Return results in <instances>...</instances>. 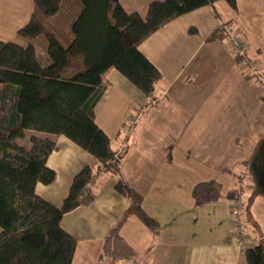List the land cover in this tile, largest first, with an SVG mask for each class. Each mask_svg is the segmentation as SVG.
Segmentation results:
<instances>
[{
  "label": "trees",
  "instance_id": "16d2710c",
  "mask_svg": "<svg viewBox=\"0 0 264 264\" xmlns=\"http://www.w3.org/2000/svg\"><path fill=\"white\" fill-rule=\"evenodd\" d=\"M219 0H153L145 15L128 11L121 0H32L28 21L17 29L22 43L0 40V264H73L78 238L64 228V216L97 197L95 184L103 174L116 176L115 189L130 205L105 236L98 264L130 261L141 255L123 236L133 216L153 233L160 220L144 205V195L121 174L128 145L114 149L110 135L96 119V107L106 90L110 69L117 70L148 98L152 105L161 69L141 50L140 44L167 23ZM233 9L237 0H225ZM206 40L229 37L224 25ZM238 29V28H237ZM188 31L197 32L196 26ZM42 47V60L39 48ZM237 62L248 61L236 49ZM252 60V61H251ZM264 86V68L260 71ZM252 78L253 74L246 75ZM34 132L25 142L27 132ZM72 140L96 161L84 165L73 177L60 205L38 194L39 183L48 185L56 171L48 165L58 136ZM173 158L168 151V161ZM252 186L239 214L241 230L259 232L258 245L244 249L248 264H264V234L251 212L257 196H264V136L243 161ZM237 183L227 197L241 202ZM223 184L215 178L195 183L194 205L218 201Z\"/></svg>",
  "mask_w": 264,
  "mask_h": 264
},
{
  "label": "rangeland",
  "instance_id": "374dc122",
  "mask_svg": "<svg viewBox=\"0 0 264 264\" xmlns=\"http://www.w3.org/2000/svg\"><path fill=\"white\" fill-rule=\"evenodd\" d=\"M26 3L27 0L8 1L10 6L4 7L2 14L19 13ZM124 3L129 11L136 7L142 15L149 6H145L143 0H124ZM237 4L238 8L233 9L221 0L217 6L224 19L233 18L235 27L238 24L242 27L248 57L256 67L249 60L239 63L233 59L231 52L236 49L227 37L222 44L231 57L213 50L209 58H205V48H202L195 53L176 50L169 65L157 62L164 66V76L156 84L157 99L150 106H147L149 98L117 70H111L115 71L111 73V82H106L96 119L110 135L113 148L119 150L128 145L122 160L124 171L142 186L148 199L154 200L156 190L161 192L158 188L166 186V193H161V206L146 201L152 203L150 210L163 221L162 235L148 230L146 241L223 240L227 237L226 229L230 237H234L232 221L236 216L231 210L237 203L227 197V191L236 183L240 184L243 189L241 203L246 201L252 183L248 178H240L246 171L243 161L264 136V86L259 80L264 68V0H237ZM223 7H226V15ZM7 22L12 23L9 17ZM6 28L1 33L4 38L0 40L25 41L16 33L12 35L9 26ZM193 37L197 41L199 35ZM172 41L178 43L177 39ZM38 52L42 60V47ZM248 74L254 76L248 78ZM33 133L27 132V138L22 141L28 140ZM173 143L174 165L167 163L168 146ZM105 175L103 179L111 177ZM207 178L219 180L223 184V194L216 202L196 206L191 189L195 183ZM105 181H100V188ZM251 212L264 233V196L255 198ZM72 223L77 230L75 235L80 238L73 264H98L97 252L88 251L94 245L87 230L79 219ZM79 224L84 236L79 235ZM248 229L244 230L246 248L256 247L258 241L249 238L258 237L259 232L254 231L253 226ZM118 264L133 263L120 261ZM140 264L145 263L140 261ZM241 264H248L245 257Z\"/></svg>",
  "mask_w": 264,
  "mask_h": 264
},
{
  "label": "crops",
  "instance_id": "0c3cea01",
  "mask_svg": "<svg viewBox=\"0 0 264 264\" xmlns=\"http://www.w3.org/2000/svg\"><path fill=\"white\" fill-rule=\"evenodd\" d=\"M8 1L11 0H0V38L3 37L1 36L2 31L7 30L6 27L8 26L10 27L9 29L12 30V32H10L12 35L13 33L17 34V29L28 21L33 10L32 0H27V5L22 11L20 10L19 13H11L10 15L7 14V16H5L6 14H2V11L5 12L4 7L10 6L7 4ZM130 1L138 2L140 0ZM143 1L144 5L146 6L149 5V3L153 0ZM218 2H221V0L216 1L213 5L204 6L202 8L188 12L167 23L140 44L141 50L162 70V72H164V66L160 65L159 63L163 62L169 65V61L172 59V56L176 52V50L181 51L182 53H192V51L195 53V51H197L198 49L205 48V58H209V56L213 53V50H215L216 53H226L227 58L229 56L231 57L232 55L233 59H235L236 51H232L230 55L229 52L226 51L224 45L222 44V41L217 40L214 42H209L206 40V37L217 27L226 23L225 21H232L235 24V20L233 18L226 20L222 17V12L218 10ZM121 3L127 9L124 0H121ZM134 9L137 11L139 10L136 7H134ZM223 11L224 15H226V7H223ZM8 17L12 23L7 22ZM13 19H16V21ZM192 25L197 27V32L191 33L188 31V28ZM236 27L241 34L244 33L242 31V27L239 26V24L236 25ZM195 35H199L197 41L193 39V36ZM176 39L178 43L173 44L172 40ZM207 44H209V46ZM258 51L261 52V48H258ZM111 70L112 69H110L107 77L109 82H111V73L113 72L112 74H114L115 72ZM173 145L174 143L168 146V150H172L173 158L171 161H168L167 152V163L172 165L176 164L174 163V160L176 158L173 152L175 149V145ZM95 161V157L92 154L82 149L72 140L63 135L58 136L56 148L48 158V165L56 171V179L54 180V182L48 185L39 183L36 187L38 194L45 197L52 203L60 205L63 199L68 194L69 187L74 175L84 165L93 164L95 163ZM121 168L122 176L144 195L145 207L160 220L161 229L160 232L156 235L161 236L163 233V221L158 214H154L150 210V205H152V203H148L146 201L149 200V202L152 201L153 203H155V205L161 206L163 200L161 193H166V186L162 185L158 188L161 192H157V190L155 189L156 192L154 195V200L148 199L146 197V192L142 190V186L136 183V181L134 182V180H132L129 174L124 171L122 165ZM104 176L106 175H101L96 181V200L89 206L78 207L72 212L66 214L62 220L64 228L75 235L77 230L76 228L74 230L72 220L76 221L77 219H79V223H82L83 227H85V229L87 230L88 236L90 235L89 239L93 240L91 242H93L92 245L94 246H90V249L88 248V251H96L97 259L101 251V246L105 236L107 235L111 227H113V225L117 222L119 215L130 205V201L128 200V198L121 195L115 189V182L117 177L111 176L108 179H103ZM168 179L170 180L172 179V177L168 176ZM101 180L106 181L100 188ZM252 215L259 223L257 217L253 213ZM79 227H81L80 224ZM148 230L149 229L145 226V224L135 216L131 217L122 229L123 236L134 246L139 254H142H140L141 257L143 256L141 258V262L145 264H241L242 258L245 257L244 249L247 247V244L245 243V248L241 249L238 244L239 239L234 235V237H230L227 229V237L224 236L223 240H221V238L217 240L209 238V240L200 241H183L182 239H150L149 241H146L145 239L149 235ZM80 234L84 236L82 227L79 235ZM77 238L78 240L80 239L79 236ZM257 238L258 237L255 236L253 238L252 236L249 238V240L251 241L253 239H256L258 241ZM255 244L258 245V243Z\"/></svg>",
  "mask_w": 264,
  "mask_h": 264
},
{
  "label": "built area",
  "instance_id": "2783aa9c",
  "mask_svg": "<svg viewBox=\"0 0 264 264\" xmlns=\"http://www.w3.org/2000/svg\"><path fill=\"white\" fill-rule=\"evenodd\" d=\"M224 28L226 32L228 33V36L231 39V43L234 46L235 49L240 50L242 52H246L248 46L245 44V40H243L241 33L238 31L237 27L233 23H229L226 26L224 25ZM252 66H255V62L251 63ZM261 80V79H259ZM245 207L244 203L237 202L235 206L232 207L231 213L236 216V218L232 221V224L234 226V231L233 235L236 236L239 239V247L241 249L245 248V239L246 235L244 232L241 230V225H240V219H239V214Z\"/></svg>",
  "mask_w": 264,
  "mask_h": 264
}]
</instances>
